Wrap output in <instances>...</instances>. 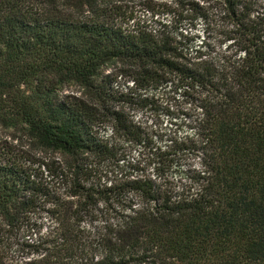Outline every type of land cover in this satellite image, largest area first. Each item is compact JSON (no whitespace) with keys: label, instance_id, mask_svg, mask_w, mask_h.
<instances>
[{"label":"trees","instance_id":"16d2710c","mask_svg":"<svg viewBox=\"0 0 264 264\" xmlns=\"http://www.w3.org/2000/svg\"><path fill=\"white\" fill-rule=\"evenodd\" d=\"M0 127V264H264V0H0Z\"/></svg>","mask_w":264,"mask_h":264},{"label":"rangeland","instance_id":"374dc122","mask_svg":"<svg viewBox=\"0 0 264 264\" xmlns=\"http://www.w3.org/2000/svg\"><path fill=\"white\" fill-rule=\"evenodd\" d=\"M167 18L169 17H165L164 15V20H167ZM185 30L189 31L190 27L186 24L183 26ZM204 24L202 22H198L197 27H196V34L200 35L204 29ZM198 43L197 41L195 42V44ZM110 70V68L107 69V71ZM118 85L122 86L121 82H118ZM75 90H77V86L71 85L69 87H66L63 90V93H75V94H79L78 91L74 92ZM166 90L162 93H165ZM163 104H165L166 102H168V104L171 105L170 107V111L173 113L172 115L169 116H173V120L172 123H170V119L168 117V115L165 114L164 110H159L157 114V117L159 119V121L162 124V127L165 128V124H167V127L171 128V130H177L178 128H175L176 125H181L182 129H178V132H176L177 135L183 134L184 130H187V127L185 125V119L187 118V115L185 117V114L183 115L182 112H184V110H186L187 107H189L187 104H184V101H182L181 99H177L175 97L174 94H163ZM148 113H145V116H147ZM136 116H139V113H136ZM176 120V121H175ZM175 123H177L175 125ZM13 131L7 128H2L0 127V143H6L7 145H10V142L15 143V139L11 138ZM186 162L189 163H195L198 161L197 157L194 154H189L188 156L185 157ZM45 232L44 230L41 231V233ZM12 250V251H11ZM11 250L8 251V255L7 258L5 259V264H23L22 261L24 260V257L21 255V251H17V252H13V250H15L14 247L11 248ZM73 262V260H72ZM53 264H56L53 262ZM73 264V263H72Z\"/></svg>","mask_w":264,"mask_h":264}]
</instances>
